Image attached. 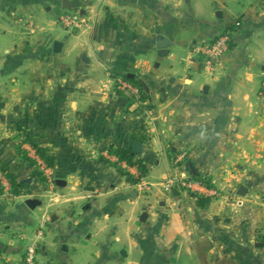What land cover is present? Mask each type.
<instances>
[{
    "label": "crops",
    "instance_id": "crops-1",
    "mask_svg": "<svg viewBox=\"0 0 264 264\" xmlns=\"http://www.w3.org/2000/svg\"><path fill=\"white\" fill-rule=\"evenodd\" d=\"M263 79L264 0H0V157L24 176L0 190V264L33 244L40 264H264ZM177 174L216 193L166 191Z\"/></svg>",
    "mask_w": 264,
    "mask_h": 264
},
{
    "label": "built area",
    "instance_id": "built-area-1",
    "mask_svg": "<svg viewBox=\"0 0 264 264\" xmlns=\"http://www.w3.org/2000/svg\"><path fill=\"white\" fill-rule=\"evenodd\" d=\"M61 23L66 27L71 29L72 31H75L77 29H80L83 25V22L76 18L74 15L70 13H66L60 17ZM228 37L222 36L217 41H215L212 44L209 45H203L199 50L200 52L206 57L208 66H212V62L217 60L221 57L222 54L225 53V51L228 49L227 47ZM117 88L123 92H130L131 95L134 97L136 101H139L141 98V89L134 85L131 81L128 79H125L122 76H119L117 78ZM262 95H264V83L262 86ZM185 155V154H184ZM38 159V166L42 171H46L48 169V166L46 162H44L42 159ZM183 159V154L177 158V161H181ZM114 161L119 162V159L117 157L113 158ZM121 165L124 168H127L130 170V166L127 164L126 161H121ZM131 172V170H130ZM134 175H138L137 171L131 172ZM141 179V178H140ZM0 181L4 188L10 190V184L9 180L7 179L6 175L0 171ZM143 188L147 190L149 188V184L146 182H142ZM164 186L166 191L173 192L176 189H183L190 192H202L206 190L209 195H214L216 192L212 189L205 188L204 184L201 183V181L191 179L188 176H183L182 174L172 175L169 176L165 182ZM205 191V192H206ZM23 264H40L37 261V252H36V245L33 244L29 246L24 254L23 257Z\"/></svg>",
    "mask_w": 264,
    "mask_h": 264
},
{
    "label": "trees",
    "instance_id": "trees-1",
    "mask_svg": "<svg viewBox=\"0 0 264 264\" xmlns=\"http://www.w3.org/2000/svg\"><path fill=\"white\" fill-rule=\"evenodd\" d=\"M125 78L128 79L129 81H131L134 85L138 86L142 91L141 85L138 84L133 78H130L128 75H125ZM143 98H144V96H142V94H141V99H143ZM27 140L30 141L31 139H27ZM31 142L36 147L37 152L39 153V155L41 157H43L48 163L53 162V158L47 157L46 152L43 148L38 146L33 141H31ZM112 151L115 154H117L121 159H125L126 161H128L131 164H137L139 169H140L141 176L144 175L145 167L142 164V162H140L138 159L134 160L135 154H133L132 146L127 141L119 143L115 148L112 149ZM27 160H29V159H27ZM31 162H33V161L31 160L30 163ZM18 170H19V164L16 161L6 160V159H3L2 157H0V171H2L6 175L7 179L9 180V183L11 185L12 191L15 194H17L19 192L20 187L23 185V179H24V176H22ZM132 180L134 181V178ZM204 180L205 179H203V181ZM135 181H136V179H135ZM205 181L207 182V180H205ZM2 189H3V186L1 185V181H0V190H2ZM263 241H264V235H263Z\"/></svg>",
    "mask_w": 264,
    "mask_h": 264
},
{
    "label": "water",
    "instance_id": "water-1",
    "mask_svg": "<svg viewBox=\"0 0 264 264\" xmlns=\"http://www.w3.org/2000/svg\"><path fill=\"white\" fill-rule=\"evenodd\" d=\"M170 41L165 37H160L158 41V47L161 49L160 54L166 53V47L169 45ZM59 45L56 44L55 47L57 48ZM142 150V144L140 142L134 143L133 151L135 153H139ZM242 191L245 190L244 188L241 189ZM31 204V203H30Z\"/></svg>",
    "mask_w": 264,
    "mask_h": 264
},
{
    "label": "rangeland",
    "instance_id": "rangeland-1",
    "mask_svg": "<svg viewBox=\"0 0 264 264\" xmlns=\"http://www.w3.org/2000/svg\"><path fill=\"white\" fill-rule=\"evenodd\" d=\"M263 83H264V79H263ZM260 97H261V99L263 100V102H264V95H261L260 94ZM262 235H264V232L262 233ZM264 242V241H263Z\"/></svg>",
    "mask_w": 264,
    "mask_h": 264
}]
</instances>
